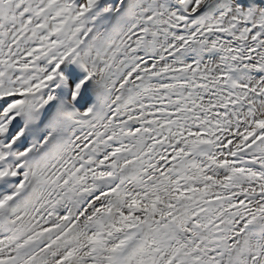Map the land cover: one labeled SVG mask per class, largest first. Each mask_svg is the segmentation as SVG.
<instances>
[{"label":"snow or ice","instance_id":"snow-or-ice-1","mask_svg":"<svg viewBox=\"0 0 264 264\" xmlns=\"http://www.w3.org/2000/svg\"><path fill=\"white\" fill-rule=\"evenodd\" d=\"M0 264H264V0H0Z\"/></svg>","mask_w":264,"mask_h":264}]
</instances>
